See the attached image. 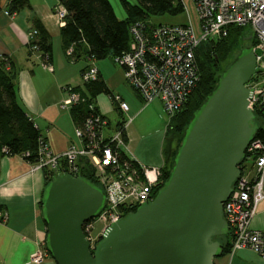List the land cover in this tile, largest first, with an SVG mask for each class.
<instances>
[{"label":"water","instance_id":"water-1","mask_svg":"<svg viewBox=\"0 0 264 264\" xmlns=\"http://www.w3.org/2000/svg\"><path fill=\"white\" fill-rule=\"evenodd\" d=\"M256 69L253 47L241 48L193 110L163 186L110 222L92 249L82 224L103 206L101 186L53 173L40 212L55 264H215L229 231L222 204L257 128L246 85Z\"/></svg>","mask_w":264,"mask_h":264},{"label":"built area","instance_id":"built-area-1","mask_svg":"<svg viewBox=\"0 0 264 264\" xmlns=\"http://www.w3.org/2000/svg\"><path fill=\"white\" fill-rule=\"evenodd\" d=\"M190 1L197 12L196 22L159 23L147 27L141 22L131 24L132 38L128 48L114 57L122 65L127 82L144 102L159 100L170 117L183 104L199 79L196 46L203 40L224 36L230 24L248 25L256 38L252 47L257 66L246 84L251 89L248 106L263 115L264 0ZM58 6H55L54 14L58 24L62 25L66 10ZM36 33L35 28L29 30V50L32 52L38 51L32 40ZM70 51L71 46L66 53ZM40 58L41 65L51 69L42 54ZM80 73L82 82L98 77V69L91 63ZM64 89L67 94L59 102L62 107L70 109L72 104L85 99L72 85H65ZM110 100L120 113L114 121L96 108V103L88 102V113L82 122L74 123L76 141L70 142L60 152H52L41 135L38 138V159L33 162L36 167L46 168L52 174L65 171L79 175L89 171L88 174L101 186L103 206L82 224L90 249L110 222L152 198L162 175V165L144 164L126 151L125 129L128 118L123 112L128 106L119 94H113ZM2 149L6 148L3 146ZM245 154L251 156L254 172L250 175L249 170H244V163L241 164L240 174L222 204L231 236L229 251L249 247L264 255V228L251 225L258 204L264 199V137L253 136L245 148ZM96 220L102 226L94 233L92 228ZM46 253L49 254L46 247L45 251L36 248L31 260H42Z\"/></svg>","mask_w":264,"mask_h":264},{"label":"crops","instance_id":"crops-1","mask_svg":"<svg viewBox=\"0 0 264 264\" xmlns=\"http://www.w3.org/2000/svg\"><path fill=\"white\" fill-rule=\"evenodd\" d=\"M109 1L116 15L124 17L125 11L120 15L115 10V0ZM8 2L0 0V58L7 56L16 67L15 90L19 104L34 121L49 149L60 152L70 142L76 141L70 109L58 106L64 95L62 86L82 83L81 80L76 82L75 75L69 72L70 64L66 62L65 42L54 14L55 6L62 3L58 0H27L28 5L10 13L7 11ZM183 2L189 4L188 7L193 10L190 14L196 18L192 2ZM34 19L39 20L49 32L51 69L41 65L40 51L29 50V30ZM97 68L110 91L118 93L127 103L128 108L123 112L128 118L126 151L144 164L163 165L167 123H152L149 119V110L157 100L144 102L127 82L122 67L114 65L110 73L100 65ZM95 101L110 120L114 121L119 116L107 93H97ZM44 183L43 170L33 162L21 154L0 153V264H55L47 253L42 260H31L36 248L45 251V222L38 207ZM251 225L264 228V199L258 204ZM214 263L264 264V255L249 247H238L232 252L225 251L215 256Z\"/></svg>","mask_w":264,"mask_h":264},{"label":"trees","instance_id":"trees-1","mask_svg":"<svg viewBox=\"0 0 264 264\" xmlns=\"http://www.w3.org/2000/svg\"><path fill=\"white\" fill-rule=\"evenodd\" d=\"M58 1L66 10L64 23L60 25L59 32L65 42V52L71 46L70 53H66L67 57L71 59L80 56L86 59L112 56L114 59L116 55L128 48L132 38L131 24L141 22L147 27L165 23L153 22L150 16L164 13L177 14L185 8L183 0H120L125 15L118 17L109 0ZM25 5H28L27 0H9L7 11L12 13ZM31 28L37 30L32 38L38 47L37 50H40L43 58L50 63L52 46L48 30L37 19L33 20ZM249 34H251L250 37H248ZM255 42L256 38L248 25L230 24L224 36L213 41L203 40L196 46L195 56L200 76L183 104L170 115L167 122L163 148L165 159L162 165L161 179L156 190L163 186L170 172L174 153L193 110L203 101L215 85L222 70L240 49L245 46H253ZM226 59L228 60L225 65H221L220 62ZM16 72V67L9 61L8 57L2 56L0 58V153L21 154L26 160L35 162L38 159V138L42 134L17 100ZM73 89L85 96L83 101L72 104L70 108L75 124L82 122L88 113L87 103L90 101L96 103L95 95L97 93H107L109 98L113 94H118L110 91L99 72L96 79L82 82L80 85L73 86ZM96 108H98L97 104ZM114 109L120 114L115 104ZM254 113L257 128L253 136L264 137V128L260 122L263 115L256 109ZM3 146L6 148L5 150L2 149ZM26 151L28 153L24 154ZM245 157L247 154L239 162V167L242 166ZM42 170L46 183L51 178L52 173L48 172L46 168ZM82 175L94 181L91 175L87 173ZM38 207L41 208L40 200ZM135 207L129 210H134ZM230 237L229 231L222 236V252L229 251Z\"/></svg>","mask_w":264,"mask_h":264},{"label":"rangeland","instance_id":"rangeland-1","mask_svg":"<svg viewBox=\"0 0 264 264\" xmlns=\"http://www.w3.org/2000/svg\"><path fill=\"white\" fill-rule=\"evenodd\" d=\"M185 1L188 2L189 0H185ZM113 4H114V7H115V10L118 13H120V12L124 13V8L121 5L119 0H115ZM192 4H193V2H192ZM188 5H189L188 3L185 4V8L181 12H179L177 14L164 13V14H158V15H151L150 19L153 22H165V23H181V22H186V21L196 22L195 15L194 14L193 15L190 14V13H193V10L190 7H188ZM123 13H120V15H123ZM195 14L197 15L196 10H195ZM56 21H57V19H56ZM214 39L215 38H209L208 40H212L213 41ZM227 60L228 59L222 60L220 62V64L221 65H225ZM66 62L68 64H70L69 72H71V73H73L75 75L76 82H80V80H81V75H80L81 74L80 73V71H81L80 69H82L81 67H84V66H86L87 64H90V63L95 65V66L100 65L108 73H110V70L113 69L114 65L118 66L119 68L122 67V65L120 63H118L117 61H115L112 56H106V57H103V58H100V59H86V58H83V57L80 56L79 58H76V59L68 58ZM122 71H123V67H122ZM67 72H68V69H67ZM64 86H65V84H64ZM64 86H62V90L64 91V95L60 98L59 102L67 94V91H66V89H64ZM153 100H157V99H153ZM59 102H58V106L60 108L68 109V108L60 106ZM153 104H154V107L149 110L150 113H151V114H149L150 121H152V123L160 122V124L167 123L168 120H169V115L163 109L160 101L157 100ZM260 122H261L262 127L264 128V114L261 117V121ZM243 163H244V170L245 171L249 170L250 171V175H252L253 172H254V168L252 167V158H251V156L247 155V157H245V159L243 160ZM155 165H157V164H155ZM101 226H102L101 222H99L97 220L94 221V225H93L92 231L94 233L98 232V230H99V228Z\"/></svg>","mask_w":264,"mask_h":264},{"label":"bare ground","instance_id":"bare-ground-1","mask_svg":"<svg viewBox=\"0 0 264 264\" xmlns=\"http://www.w3.org/2000/svg\"><path fill=\"white\" fill-rule=\"evenodd\" d=\"M58 8H63V9H65L64 6H62V5H61V6H58ZM96 67H97V66H96ZM97 69H98V68H97ZM155 192H156V190H155ZM155 192H154V193H155ZM128 211H131V210H127L126 212H128ZM126 212H125V213H126Z\"/></svg>","mask_w":264,"mask_h":264},{"label":"flooded vegetation","instance_id":"flooded-vegetation-1","mask_svg":"<svg viewBox=\"0 0 264 264\" xmlns=\"http://www.w3.org/2000/svg\"><path fill=\"white\" fill-rule=\"evenodd\" d=\"M88 172H89V171H88ZM88 172H87V171H85V172H83V174H84V173H87V174H88Z\"/></svg>","mask_w":264,"mask_h":264}]
</instances>
